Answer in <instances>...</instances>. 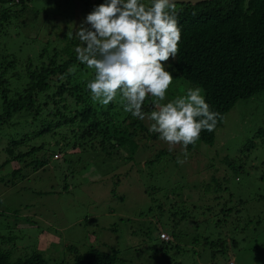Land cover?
<instances>
[{"label":"rangeland","instance_id":"rangeland-1","mask_svg":"<svg viewBox=\"0 0 264 264\" xmlns=\"http://www.w3.org/2000/svg\"><path fill=\"white\" fill-rule=\"evenodd\" d=\"M99 4L96 0H34L29 5L44 10L42 18L25 10L16 27L0 24V59L9 53L19 60L17 70L24 79L29 60L36 61L42 47H50L49 52L55 44L61 47V37L74 34ZM21 80L11 79L12 86L22 85ZM141 142L145 148L135 153V160L120 152L111 162H101L104 156L100 153L98 169L94 165L85 167L95 152L73 153L70 158L77 163L71 165L75 169L67 190H61L63 173L73 169L65 162L61 164L62 174L25 170L23 174L30 177L24 176L18 184L0 182V201L9 209L0 214L2 233L13 236L3 246L11 247L15 257L40 250L49 264H72L70 244L80 253L89 244L115 250V264H227L230 260L264 264V92L238 100L216 128L213 144L198 143L188 150L183 164L177 163L178 156L184 160L182 145L170 146L159 135ZM160 149L168 153L146 165V157ZM225 157L240 168L235 171L228 167L221 161ZM60 158L62 153H58ZM12 168L5 166L0 173L6 174ZM215 186L221 187L219 193L214 192ZM152 188L157 190L150 196L146 190ZM48 189L55 192L45 193ZM150 197L156 199V204L163 203L167 213L172 208L165 197H182L186 202L188 217L179 223L176 240L166 252L160 251L158 240H144L138 231L133 233L150 223L160 231L167 232L163 224L172 228L169 215L146 212ZM225 206L233 209L227 213L231 217L227 224H216L224 215L219 209ZM15 209L17 215H12ZM224 234L233 236L237 243L231 246L227 236L228 250L221 253V244L212 241Z\"/></svg>","mask_w":264,"mask_h":264},{"label":"trees","instance_id":"trees-1","mask_svg":"<svg viewBox=\"0 0 264 264\" xmlns=\"http://www.w3.org/2000/svg\"><path fill=\"white\" fill-rule=\"evenodd\" d=\"M33 1L0 0V24H14L13 27H16L18 21L23 20L25 10L42 18L41 13L45 11L31 8L29 4ZM96 1L100 4L105 2ZM141 2L147 4L149 0ZM177 7L183 9L178 16L181 29L178 54L175 59L170 58L164 62L166 66L170 65L166 70L173 75V82L165 101H158V98L149 95L142 110L150 114L157 110L154 103H166L184 94L190 87H200L210 109L222 116L217 128L238 100L264 92V0H206L196 4L178 3ZM60 40L63 42L61 47L55 44L50 52V47H42L36 61L29 60L24 68L26 76L22 80L18 71L19 60L9 53L0 59V171L5 166L14 167L6 174L0 173V182L8 186L30 177L23 174L25 170H54V175L56 172L62 174L64 170L61 164L65 162L69 169H73L63 173L61 190H67L68 180L72 178L75 169L71 165L77 163L75 158H70L73 153L89 150L95 152L93 158L87 159L85 167L87 169L94 165L98 169L100 153L104 156L101 162H111L116 153L120 152L126 153L127 159L135 160V153L144 147L141 141L145 143L158 135L149 132L151 121H141L123 110L124 100L119 92L107 106L93 101L87 82L93 77L94 70L77 60L75 47L79 46V40L74 36L70 39L69 35ZM11 79L21 80L23 84L12 86ZM20 121H23L22 124ZM215 130H202L196 144L189 145L187 150L195 148L200 142L211 146L215 140ZM58 153H62V158L57 159ZM167 153V149H160L154 156L146 157L145 164H151ZM105 156L110 159L106 161ZM221 161L235 171L240 168L228 157ZM36 178L41 179L39 175ZM220 189L219 186L213 188L216 193ZM155 190L152 188L146 191L152 196ZM53 192L49 189L45 191ZM150 198L151 204L146 212L158 211L159 215H169L168 219L174 229H167L164 224L162 229L169 232L170 239H160L161 229L158 230L153 223L133 233L138 231L144 240H158L160 251L166 252L171 242L176 240L175 230L179 223L188 217L186 202L182 197H165L172 208L169 214L164 212L166 209L163 203L156 204V199ZM213 198L219 197L214 195ZM0 207L6 208H0V214L9 210L1 201ZM231 211L232 208L221 207L219 212H224V215H221L222 219H217L216 224H227L231 217L227 213ZM17 212L15 209L12 215H17ZM2 227L0 223V264H49V259L37 249L30 254L13 256L11 247L3 246L5 242L10 243L13 236L4 235ZM227 236L231 246H234L237 242L230 234L221 235L212 241V244H221V253L228 250ZM207 238L204 237L206 241ZM195 240L197 242L198 239H193V242ZM68 248L73 252L72 264H115L118 260L115 250L101 249L95 244H89L84 253L78 252L73 244Z\"/></svg>","mask_w":264,"mask_h":264},{"label":"clouds","instance_id":"clouds-1","mask_svg":"<svg viewBox=\"0 0 264 264\" xmlns=\"http://www.w3.org/2000/svg\"><path fill=\"white\" fill-rule=\"evenodd\" d=\"M181 2L105 0L87 14L74 34H68L80 42L75 47L77 60L94 70L87 82L91 99L107 106L119 92L125 112L151 121L149 132L158 134L170 146H183L184 160L178 156V164L185 162L188 146L196 144L201 131H214L222 119L219 112L210 109L200 87H190L166 103H154L157 110L150 114L142 110L149 95L165 101L173 82V75L166 70L170 65L164 62L178 54V16L183 9L177 5Z\"/></svg>","mask_w":264,"mask_h":264},{"label":"built area","instance_id":"built-area-1","mask_svg":"<svg viewBox=\"0 0 264 264\" xmlns=\"http://www.w3.org/2000/svg\"><path fill=\"white\" fill-rule=\"evenodd\" d=\"M159 236H160V239L165 240V241L170 239V236L165 231H161ZM228 264H237V263L233 260H230Z\"/></svg>","mask_w":264,"mask_h":264},{"label":"water","instance_id":"water-1","mask_svg":"<svg viewBox=\"0 0 264 264\" xmlns=\"http://www.w3.org/2000/svg\"><path fill=\"white\" fill-rule=\"evenodd\" d=\"M202 1H206V0H198V2H196V3H199V2H202ZM181 3H190V2H189V0H183V2H181Z\"/></svg>","mask_w":264,"mask_h":264}]
</instances>
